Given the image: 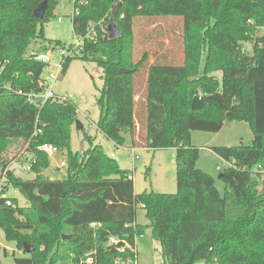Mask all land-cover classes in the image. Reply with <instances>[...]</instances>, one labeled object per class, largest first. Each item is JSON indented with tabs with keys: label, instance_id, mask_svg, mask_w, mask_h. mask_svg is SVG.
<instances>
[{
	"label": "trees",
	"instance_id": "obj_1",
	"mask_svg": "<svg viewBox=\"0 0 264 264\" xmlns=\"http://www.w3.org/2000/svg\"><path fill=\"white\" fill-rule=\"evenodd\" d=\"M41 1L0 0V229L25 253L15 263L136 262V239L149 226L169 264H264V35L258 34L264 0H73L80 10L72 16L75 37L92 27L97 32L79 58L103 70L99 131L117 147L175 148V193H136L133 175L101 144L73 151L72 126L79 118L69 98L40 107L28 101L29 93L45 89L46 67L28 49L34 40H47L45 23L60 0H48L39 19L34 9ZM118 3L120 33L111 38L108 26ZM170 21L175 23L164 29ZM192 26L206 48L201 76L192 73L186 54L179 63L160 42L180 29L186 53ZM153 41L156 51L147 46ZM71 43L48 42L54 49ZM72 61L65 60L62 74ZM212 62L219 65V80L208 69ZM226 121L247 122L254 139L225 147L222 194L215 178L197 167L192 131L218 132ZM85 138L92 141L87 133ZM21 143L31 155V179L9 167V149ZM44 144L66 156L63 177L44 175L50 166L40 150ZM10 185L28 205L5 194ZM139 206L149 225L137 222ZM26 244L34 249L27 252Z\"/></svg>",
	"mask_w": 264,
	"mask_h": 264
},
{
	"label": "rangeland",
	"instance_id": "obj_2",
	"mask_svg": "<svg viewBox=\"0 0 264 264\" xmlns=\"http://www.w3.org/2000/svg\"><path fill=\"white\" fill-rule=\"evenodd\" d=\"M73 0H60L54 9L53 17L45 23V32L47 40H34L29 49L28 55L33 52L45 53L48 52L51 45L49 40H62L66 43H71L75 39L73 32L72 16H73ZM61 19V21H58ZM175 23H163V28H169L168 25ZM214 23L213 21L207 22ZM202 27V26H200ZM152 28V27H151ZM195 26H192L188 36V50L184 53L183 39L180 34L182 31L177 29L170 35L160 38V42L164 43V48L171 51L174 60L182 63L185 58L190 64L193 74L201 76L203 73V59L206 58V48L204 47V39L202 34L199 37L194 33ZM204 28H202V31ZM219 32L215 36H218ZM259 35H264V27L258 31ZM158 41H153L147 45L153 51H156ZM142 47L146 44H142ZM245 49L251 52L252 45L249 42L244 43ZM202 59V60H201ZM208 69H212L210 73L218 80L221 77L219 65L210 63ZM104 86L103 70L97 64L85 61L82 58H75L70 63L68 70L53 85L54 92L60 96H67L78 106V118L82 123V128L79 129L77 123L72 126L71 147L73 151L82 154L92 144H101L106 152L116 158L122 169L129 170L134 175V184L136 193L147 191H157L164 193H175L177 191L176 183V149H146L138 148V159H133L132 151L129 146H116L115 143L105 137L99 131L97 122L100 116V110L96 103L97 98L101 94ZM85 133L91 136L92 141L85 138ZM254 139V134L245 121H226L222 129L218 132H208L196 130L192 132V142L199 148V159L197 167L211 174L216 180V186L224 193L225 185L219 179L222 170L228 166L224 152L227 146L250 145ZM218 148V149H217ZM222 148V149H221ZM64 154V153H63ZM62 155V153H61ZM10 164L9 167L16 175L25 179H31L35 176L29 168L31 155L26 150V144L12 146L9 149ZM65 156V155H64ZM50 166L44 170L46 177H63L66 173V167L60 168L55 163L60 160V154L56 155L55 159L49 158ZM3 181V180H2ZM3 183H1L2 185ZM1 192V188H0ZM6 195L17 197L20 205H28L27 200L13 186H8ZM137 222L142 225H149L150 220L147 217V212L141 206L137 210ZM0 245L5 249L1 252V264H16L15 257L25 256L23 250L19 249L14 242H8L2 229H0ZM138 259L135 262L128 264H169V261L162 254L161 243L154 239L152 229L146 226L144 234L137 237ZM59 264H72L71 262H60Z\"/></svg>",
	"mask_w": 264,
	"mask_h": 264
},
{
	"label": "built area",
	"instance_id": "obj_3",
	"mask_svg": "<svg viewBox=\"0 0 264 264\" xmlns=\"http://www.w3.org/2000/svg\"><path fill=\"white\" fill-rule=\"evenodd\" d=\"M80 10L78 8L73 9V14H79ZM61 21V19H58ZM97 37L96 30L92 27L89 28L85 35L76 36L74 41L64 47L54 49L50 47L48 52L45 53H32L34 58L38 61L46 64L45 70L42 74V83L45 85V89L41 92L33 91L27 95V99L30 103L34 104L37 107L42 106L48 99H60L63 100L67 96H60L54 92L53 85L61 77L63 71V64L67 59H75L82 56V51L85 47L87 41H91ZM20 93H22L20 91ZM40 150L46 153L49 158L55 159L56 155L60 154V150L52 144H44L40 147ZM132 151L133 159H138L139 155L137 154L138 148H130ZM58 166L60 168H65L67 166L66 156L63 154L60 157ZM9 205L10 201L7 202ZM114 240V239H112Z\"/></svg>",
	"mask_w": 264,
	"mask_h": 264
},
{
	"label": "water",
	"instance_id": "obj_4",
	"mask_svg": "<svg viewBox=\"0 0 264 264\" xmlns=\"http://www.w3.org/2000/svg\"><path fill=\"white\" fill-rule=\"evenodd\" d=\"M119 7H120V3H118L113 9H112V19L110 21V24L108 26L109 28V32H110V37L111 38H114V37H117L119 35V30L114 22V17H116L117 13H118V10H119ZM48 8V0H42L40 2V4L34 9V15L39 18V19H43L44 15H45V12ZM133 70L131 69H127V68H121L120 69V72L121 73H127V72H131ZM193 78H191L192 80ZM77 126L79 129L82 128V123L80 121H77ZM68 238V235H63V239H66ZM26 246V250L27 252H30L34 249V247H30L29 245H25Z\"/></svg>",
	"mask_w": 264,
	"mask_h": 264
},
{
	"label": "crops",
	"instance_id": "obj_5",
	"mask_svg": "<svg viewBox=\"0 0 264 264\" xmlns=\"http://www.w3.org/2000/svg\"><path fill=\"white\" fill-rule=\"evenodd\" d=\"M47 48H50L49 46H47ZM34 53V52H33ZM224 126V125H223ZM222 129V128H221ZM193 131H196V130H193ZM192 131V132H193ZM200 131H204V130H200ZM220 131V130H219ZM208 132H210V131H208ZM227 147H231V146H227ZM112 155H114V157H115V153L114 152H112V154H111V156ZM60 157H61V155H60ZM56 164V166H58V164H59V162L57 161V163H55ZM133 177H134V175H133ZM52 178H54V177H52ZM135 179V178H134ZM138 245H137V239H136V250H137V252H138V247H137Z\"/></svg>",
	"mask_w": 264,
	"mask_h": 264
}]
</instances>
